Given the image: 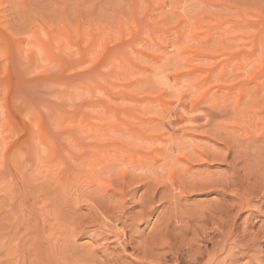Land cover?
Segmentation results:
<instances>
[{"label": "rangeland", "instance_id": "rangeland-1", "mask_svg": "<svg viewBox=\"0 0 264 264\" xmlns=\"http://www.w3.org/2000/svg\"><path fill=\"white\" fill-rule=\"evenodd\" d=\"M0 264H264V0H0Z\"/></svg>", "mask_w": 264, "mask_h": 264}, {"label": "bare ground", "instance_id": "bare-ground-1", "mask_svg": "<svg viewBox=\"0 0 264 264\" xmlns=\"http://www.w3.org/2000/svg\"><path fill=\"white\" fill-rule=\"evenodd\" d=\"M175 115H176L175 113H174V114H171L168 118H169V119H171V118L173 119V118L175 117ZM169 119H168V121H169ZM168 123H169L170 125L172 124L171 121H169Z\"/></svg>", "mask_w": 264, "mask_h": 264}]
</instances>
